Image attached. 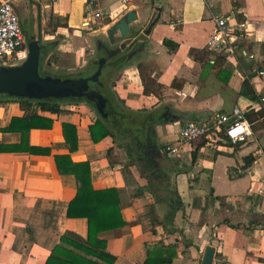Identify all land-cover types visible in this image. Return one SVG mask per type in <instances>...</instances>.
Here are the masks:
<instances>
[{"label":"crops","instance_id":"1","mask_svg":"<svg viewBox=\"0 0 264 264\" xmlns=\"http://www.w3.org/2000/svg\"><path fill=\"white\" fill-rule=\"evenodd\" d=\"M12 1L22 7L26 22L21 23L31 35L38 34V26L42 35H61L63 42L50 44L57 54L65 53L66 41L71 42L66 70L80 61L89 63L85 61L89 42L106 36L120 17L135 11L137 20L130 24V33L115 35L120 45L135 43V50L116 75L113 88L135 111L166 109L177 114L176 123L155 125L154 143L162 150L165 144H177L183 123L207 122L234 105L257 111L258 100L250 95L264 96V78L258 74L264 70V0H131L127 4L99 0L103 9L99 18L84 14L86 0ZM216 14L228 18L229 41L235 46L223 65L231 73L227 83L217 77L218 69H210L200 79L202 64L188 56L190 48L206 47L216 30ZM240 23L245 27L240 28ZM165 38L177 43V50H168L162 43ZM140 71L157 81L159 94L143 93ZM131 85L137 92L128 90ZM244 86L247 96L241 92ZM61 109L50 129L30 131V144L49 147V154L0 151V264H44L64 232L87 238V219L65 216L76 185L74 176L58 172L54 158L67 152L64 121L76 126L78 148L71 158L90 162L93 187H114L118 192L126 224L99 234L106 240V250L116 257L113 264H142L145 243L156 241L175 246L176 257L170 264H205L208 246L214 249L209 264H264V194L257 191L264 188V127L233 146L200 138L182 145L177 154L165 152L163 164L182 206L172 225H164L165 209L155 204L138 170L131 166L129 173L116 160L114 139L91 140L88 126L97 118L94 110L79 101L62 103ZM22 114L14 100L0 99V145L19 141L17 132L1 128ZM248 154L255 160L247 166L243 157Z\"/></svg>","mask_w":264,"mask_h":264},{"label":"trees","instance_id":"2","mask_svg":"<svg viewBox=\"0 0 264 264\" xmlns=\"http://www.w3.org/2000/svg\"><path fill=\"white\" fill-rule=\"evenodd\" d=\"M162 43L170 51H175L178 48L177 43L167 38L163 39ZM48 45L51 46L50 44ZM48 45L42 50L40 68L48 53L54 50L53 46L52 48L45 49ZM229 53L226 48L221 51H216L207 46L204 48L192 47L188 50V56L192 60L199 61L202 64L200 79H203L210 69H218L217 77L225 83L229 81L231 76V73L226 71L223 66ZM114 70H104L102 73L104 79L111 76ZM140 79L144 94H159L160 90L157 81L150 77L148 73L140 71ZM111 85L113 87V83ZM112 96L115 99L113 102L115 108L113 109L111 106L106 111L108 117L102 118L97 114L95 121L88 126L91 140L97 143L106 136H111L115 139L114 131L121 129L127 130V137L132 142L131 144L136 146L135 133L140 131L144 123L149 119L152 123L150 125L151 139L152 141L155 140L154 126L158 123L152 119V115L156 111L129 110L119 100L115 92H112ZM250 97L253 100H258L256 95H250ZM9 99L18 103L23 114L13 116L8 126L1 128V130L17 132L19 134V141L13 144L0 145V151L29 152L33 154H49L50 148L31 145L29 141L30 131L32 129H50L54 117L62 112V103L70 102L71 100L80 101L74 98L52 97L46 99L9 97ZM245 115L251 122L253 131L264 127L263 109L254 111L248 108L245 110ZM61 127L64 137V147L67 149V152L54 154L56 167L61 175L74 176L76 185L75 195L68 203L65 216L68 218H86L88 232L86 239L72 231L64 232L60 236L58 243L52 248L44 264H113L116 257L106 250V240L101 238L99 234L100 232L118 228L126 224L120 211L118 192L114 187L104 189H96L93 187L90 162L87 160L74 161L71 158V153L78 148L75 124L64 121L61 123ZM220 142L222 144H230L229 139L223 134H220ZM117 144L120 147V144ZM129 150L131 158H134L131 149ZM192 156L195 158V152L192 153ZM142 158L145 165V169L142 171L144 174L145 171H150L152 163L146 157ZM254 160L251 154L243 157L244 165L247 166L253 163ZM157 174L159 173L156 172L146 176L148 188L151 190L158 204L164 203V225H172L173 217L176 211L181 208L182 202L176 189L171 187L169 179L167 177L156 178ZM145 249L146 258L142 264H170L176 257L175 246L166 245L163 241L145 243Z\"/></svg>","mask_w":264,"mask_h":264},{"label":"water","instance_id":"3","mask_svg":"<svg viewBox=\"0 0 264 264\" xmlns=\"http://www.w3.org/2000/svg\"><path fill=\"white\" fill-rule=\"evenodd\" d=\"M136 20L137 15L135 11H128L111 25L106 33L111 39L113 33H116L117 30L120 32L121 36H124L130 31V24ZM20 25L23 28L21 22ZM22 30L25 35L28 54L22 61L0 63V98H82L83 101L79 102L86 103L93 108V110L98 112L102 118H107L108 113L106 111L111 108V106L113 109L115 108L113 105L115 99L112 96L114 88L111 83H114V79L118 72L129 64L131 55H128L126 60L113 71L112 75L103 80V83H100V77L103 73V65L108 60L106 57L98 60L96 69L94 68V70L91 71L92 73L89 72V74L84 77L68 75L57 76L49 73L42 74L40 68L42 50L46 45L53 44L54 42L43 44L33 35L30 33L28 34L26 29L23 28ZM93 82L99 83L102 88L95 90L92 87ZM241 92L246 96L249 94L245 86L242 87ZM129 110L133 109L129 108ZM177 121L178 119L173 116L168 123H176ZM213 252V247L208 246L205 249L203 256V262L205 264L211 262Z\"/></svg>","mask_w":264,"mask_h":264},{"label":"built area","instance_id":"4","mask_svg":"<svg viewBox=\"0 0 264 264\" xmlns=\"http://www.w3.org/2000/svg\"><path fill=\"white\" fill-rule=\"evenodd\" d=\"M127 4L131 0H120ZM103 9L99 0H86L84 14L99 18ZM216 25L215 32L209 37L207 47L216 51L226 48L233 52L235 46L229 41L228 18L223 15H214ZM88 25V22L85 23ZM240 28L245 24L240 23ZM28 50L25 35L20 25L19 18L12 5V0H0V63H13L22 61L27 57ZM260 77L264 78V70L258 71ZM256 108L264 110V96H260ZM252 124L245 115V109L240 105H234L229 111H222L214 114L207 122L187 121L179 129L177 144H165L163 151L177 154L182 145L189 144L198 138H205L210 142L217 143L220 134L225 135L231 146L244 143L252 135ZM264 183V177H263ZM264 194V188L257 190Z\"/></svg>","mask_w":264,"mask_h":264},{"label":"flooded vegetation","instance_id":"5","mask_svg":"<svg viewBox=\"0 0 264 264\" xmlns=\"http://www.w3.org/2000/svg\"><path fill=\"white\" fill-rule=\"evenodd\" d=\"M12 5H13L14 10H15L18 18H19V21L20 22L21 21L26 22L25 16L23 15V13H21L22 7L19 4H17L15 1H12ZM18 9H21V12ZM22 17H24V20ZM130 31H131V28H130ZM130 31L122 37L127 36L130 33ZM117 33L120 35V32L117 30L116 33H113L112 39L106 33V36L102 37L100 40H95L94 41L95 50L97 52L96 53L97 54L96 59H94L93 62L87 63L85 65L86 68L82 71L80 70L79 72L73 73L74 70H76V67L68 69V71L69 72L71 71V73H72V75H68V76L84 77V76L88 75L89 74L88 68L93 67L96 69V67L98 65V60H100L103 57H106L108 59L103 65V71L104 70L112 71V70L116 69L119 65H121L126 60L128 55L135 50V47H134L135 43L130 42V43L126 44V42H123L122 45H120L119 42L116 41V38H115V35ZM28 34H29V32H28ZM47 34L48 33H45L44 35H47ZM56 37H58L59 39H62L61 35H58ZM58 44H60V42H58ZM49 48H52V46L48 45L45 49H49ZM88 65H90V67ZM41 68H42V66H41ZM41 71H43V70L41 69ZM44 74H48V72H44ZM57 76H63V75L57 74ZM103 80H104V77H103V74H101L100 83L101 82L103 83ZM92 87L95 90L102 88V86L97 82H93ZM68 99H72V98H68ZM78 100L83 101L82 98H79ZM120 101H122V100H120ZM70 102H74V101L71 100ZM91 109L93 110V108H91ZM94 112L96 113V115L98 114V112H96L95 110H94ZM173 116L178 117L176 113H173V112L165 109V110H161V111H156L152 115V119L154 121H157L158 124H163V123H166L169 120H171V118ZM150 125H152V123L149 119L144 123L143 128H141L140 131L135 133V135H136L135 140L137 143L136 146L132 145L131 144L132 142H130V144L127 146H123L120 143V141H122L123 139H125L128 136L127 130H121L120 129V130L114 131L115 136H116L115 139L119 141L118 143L120 144V147L122 148L124 153L127 154V157L130 159V163H132L131 166H134L138 170V172L140 173V175L142 177H144L147 180L146 176H148V174L152 175V173L157 172L159 174L156 175V178L157 177L158 178H161V177L166 178L167 177L170 181L169 172L166 170L165 164H163V160L166 158L165 155H167V154L161 148L156 147L154 140L152 141L151 134H150L151 133ZM129 149H131L132 156L134 158H131ZM142 157H146L147 159L150 160V163H152L150 171H148V172L145 171L144 174L142 171H144L145 165H144V161H143ZM146 187H147V190L151 193V190L148 188V180H147V186ZM171 187L174 188L172 185H171ZM151 195H152V198H153L155 204L157 206H159V208L161 210H163V208L165 209L164 203L158 204L155 201L154 195L152 193H151Z\"/></svg>","mask_w":264,"mask_h":264},{"label":"rangeland","instance_id":"6","mask_svg":"<svg viewBox=\"0 0 264 264\" xmlns=\"http://www.w3.org/2000/svg\"><path fill=\"white\" fill-rule=\"evenodd\" d=\"M18 10L21 12V9H18ZM22 18L24 20V17H22ZM50 23H53V21H51ZM51 25L52 24L48 25V27L45 28V30H47V32H50L51 31L50 30L51 29ZM38 28H39L38 29V34H36V36H34V37L37 38L41 43H43V44L46 43L47 44L48 42H57V43L58 42H60V43L63 42L62 41L63 39H59L56 36L50 37V34H48V35H42L40 33V27L39 26H38ZM70 44H71V42H67L66 41V47L63 48V50L66 51L65 53H67L66 55L63 52H60L59 54H57L58 51L56 49L55 50H52L51 52L48 53V55L43 60V64H42V68H41L43 70V71H41L42 74L44 72H48L50 74H55V75H57V74H61V75H64V76H66V75H72L71 71L69 72L68 70H66V66L68 68V49L71 48L70 47ZM89 45H90V47H89L90 49L88 50V53L89 54L87 55V59L85 61L93 62L94 59H96V57H97V54H96L97 52L95 50V43L93 41H90L89 42ZM79 63L77 64L76 70H74L73 73L79 72L80 70L82 71V70H84L86 68L85 67L86 62L83 65H81V63L79 65ZM114 85H115V82L113 83V86ZM134 87L136 88V86H134ZM134 87H133V85H131V87H129L128 90L130 91L132 89V91H135V88ZM125 90L126 89H124V91ZM135 92H137V91H135ZM122 102L126 106V104H125V102L123 100H122ZM86 111H88V110H86ZM94 115L96 116L95 113H94ZM252 131H253V129H252ZM114 142L116 143V145L118 147V150H117V152L115 154V157H117L116 160L119 161V162H121L122 164H124L126 171L130 173L132 171L131 165H130V159L127 157V154L124 153V151L122 150V148L118 146L117 143L119 141L116 140V139H114ZM120 143L123 146H127V145L130 144V139L128 137H126L125 139H123L122 141H120Z\"/></svg>","mask_w":264,"mask_h":264}]
</instances>
